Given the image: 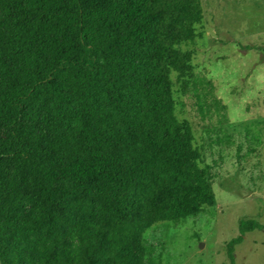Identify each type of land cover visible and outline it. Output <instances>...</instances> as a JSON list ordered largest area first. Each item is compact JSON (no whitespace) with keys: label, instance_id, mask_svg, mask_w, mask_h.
Here are the masks:
<instances>
[{"label":"trees","instance_id":"16d2710c","mask_svg":"<svg viewBox=\"0 0 264 264\" xmlns=\"http://www.w3.org/2000/svg\"><path fill=\"white\" fill-rule=\"evenodd\" d=\"M201 0H0V264H144L142 235L214 203L175 115ZM263 226L239 223V236Z\"/></svg>","mask_w":264,"mask_h":264},{"label":"rangeland","instance_id":"374dc122","mask_svg":"<svg viewBox=\"0 0 264 264\" xmlns=\"http://www.w3.org/2000/svg\"><path fill=\"white\" fill-rule=\"evenodd\" d=\"M200 34L178 48L190 73L171 72L179 121L209 167L215 201L142 235L144 264H231L227 244L239 223L263 226L235 245L234 264H264V0H201ZM2 135L0 134V137Z\"/></svg>","mask_w":264,"mask_h":264}]
</instances>
